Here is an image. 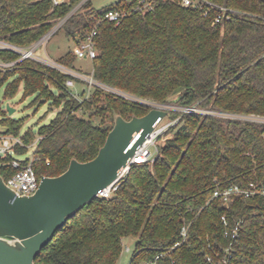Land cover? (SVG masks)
I'll return each instance as SVG.
<instances>
[{"label":"trees","instance_id":"obj_1","mask_svg":"<svg viewBox=\"0 0 264 264\" xmlns=\"http://www.w3.org/2000/svg\"><path fill=\"white\" fill-rule=\"evenodd\" d=\"M82 1L0 0V38L20 46L37 42L61 20L59 28L76 44L96 30L97 55L88 74L123 92L94 85L88 95L85 88L76 95L67 79L86 80L34 57L0 69L6 97L21 89L24 98L36 93V100H50L58 109L36 134L33 128L22 132L26 118L13 117L0 102L5 134L24 142L0 154L5 179L20 168L12 163L14 153L25 152L35 139L32 163L39 178L58 175L72 158L87 161L97 155L116 112L128 119L142 116L152 108L147 101L166 103L176 92L182 106L264 115V0H211L228 8L215 24L218 6L205 16L199 8L172 0H156L146 12L132 10L136 0L102 8ZM119 7L130 9L120 23L101 19ZM19 57L0 49L2 60ZM77 58L67 51L57 61L74 69ZM169 113L178 122L166 131L173 132L171 138H158L156 159L132 163L110 196H97L67 220L36 264H117L127 236L137 237L130 264H145L180 240L185 224L190 225L188 240L159 264H210L204 253L208 243L227 240L221 220L225 212L231 220L244 218L231 264H264V197H240L230 208L213 198L217 187L264 182V121Z\"/></svg>","mask_w":264,"mask_h":264},{"label":"water","instance_id":"obj_2","mask_svg":"<svg viewBox=\"0 0 264 264\" xmlns=\"http://www.w3.org/2000/svg\"><path fill=\"white\" fill-rule=\"evenodd\" d=\"M178 94L166 101H178ZM6 108L9 114L15 110L10 103ZM165 116H170L169 111L158 105L129 119L116 112L114 125L94 158H72L64 172L43 175L32 194L17 195L0 173V264H36L38 255L67 220L120 177ZM6 129L0 124V134Z\"/></svg>","mask_w":264,"mask_h":264},{"label":"built area","instance_id":"obj_3","mask_svg":"<svg viewBox=\"0 0 264 264\" xmlns=\"http://www.w3.org/2000/svg\"><path fill=\"white\" fill-rule=\"evenodd\" d=\"M54 4H59L64 0H52ZM176 3H179L184 6H190L193 8H199L203 11L205 16L211 14V8L214 6L220 7L214 15L213 23H219L222 21L228 14V8L226 6L216 5L211 0H172ZM156 5V0H136L135 4L132 6L134 11L146 12L154 9ZM130 12V9L127 8H111L107 10L101 19L114 21L116 24L120 23L121 20L127 16ZM50 32L45 34L37 42L33 43L30 46H20L13 42H10L6 39L0 38V49H8L20 54V57L15 60L5 61L0 59V69L9 68L15 65L19 60L26 57H34L42 61L48 59H41L35 54V48L39 45L41 40H47L50 36ZM97 34L96 30H93L90 36L77 43L72 49L73 53L78 58H90L93 59L97 55L96 41L94 39ZM46 62V61H44ZM53 66L58 67L59 69L66 71L72 75L78 76L89 83L88 93H90L91 87L94 85L103 86L107 89H110L117 93H122L119 89L107 86L104 83L98 81L94 78L93 74H83L77 72L58 61H54ZM75 78L69 77L66 81L68 86L75 85ZM79 95V94H76ZM129 96V95H127ZM131 98L137 99L136 97L129 96ZM166 108L169 111V107L164 106L163 104L158 105ZM175 110L185 111V112H202V113H211L217 114L226 117H239L247 118L252 120L264 121V115L259 114H240L229 111L221 110H211V109H200L197 106H182L180 108H175ZM163 120V119H162ZM161 120V121H162ZM161 121L155 126L151 133L146 137L142 145L136 150L132 161L127 165V167L120 172V177L109 187L104 188L99 195L101 196H110L114 190L120 185L122 178L129 171V168L134 162L142 161H154L157 157L158 147L157 140L158 138L166 131L168 128L178 122L177 119H172L168 123H161ZM264 135V134H263ZM17 144H22V138L20 136H13L8 134H0V154H6L7 152H14V148ZM33 157L30 158L27 164L22 165L21 158L14 157L12 163L16 167H20L13 175L6 179L7 184L16 192L17 195L32 194L34 193L39 185L41 178H39L34 166H33ZM264 197V182L259 181H250L249 183L243 185L239 183L229 184L223 187H217L213 193V198H220L223 205L227 208H230L234 202L240 197ZM221 220L225 226V236L227 237L226 241L215 240L209 242L207 248L204 250L205 258L210 264H231L232 258L236 253L238 246L241 240V231L244 223V218L233 219L229 216L228 212H225L221 215ZM189 227L190 225L185 224L181 229V239L178 240L174 245L169 248L159 250L154 257L145 261V264H159L160 260L163 259L167 254H169L174 248L183 244L188 240L189 237ZM127 249H130L127 246ZM174 261V260H173Z\"/></svg>","mask_w":264,"mask_h":264},{"label":"rangeland","instance_id":"obj_4","mask_svg":"<svg viewBox=\"0 0 264 264\" xmlns=\"http://www.w3.org/2000/svg\"><path fill=\"white\" fill-rule=\"evenodd\" d=\"M84 1V0H83ZM82 1V2H83ZM118 0H91L92 5L95 8H102L105 6H109L111 4L116 3ZM80 2L74 9H77L82 4ZM63 20H61L57 25L54 26L51 31H49L51 34L47 40H41L39 45L35 48V54L39 56L41 59H48L44 60L46 63H49L51 65L54 64V61H57V59L65 54L67 51H72L74 46L76 45V41L67 34L66 30L64 28H59L60 24ZM77 72L88 74L89 72L93 71V61L90 58H77L75 62V68L73 69ZM12 79V77H11ZM72 91L76 94H79L81 96L82 90L88 89L89 83H85L83 81H75L74 86H70ZM114 88V87H113ZM55 92H57V89L53 87ZM117 89V88H115ZM118 90V89H117ZM36 93H33L26 98L23 97V91L20 89L16 95L12 97H6L5 96V87L2 86L0 88V102L2 103L3 107H7V104L10 103L15 110L12 113V116L15 118L25 117L26 121L22 127V132L26 131L28 128H33L36 134H38V129L42 124L50 122L57 114V107L52 106L50 100H36ZM177 98V97H175ZM179 100V97H178ZM145 101V100H144ZM152 107L163 104L164 106L169 107L170 110H175V108H180L181 104L178 103V101H169L166 103H159V102H152L147 101ZM194 106V105H193ZM200 109H210V108H201L198 105H195ZM215 110V109H211ZM179 111V110H177ZM172 119L170 116H165L161 123H168ZM97 121V120H96ZM167 131V130H166ZM166 131L161 135V142H164L167 138H171L173 136L172 133H166ZM5 134V133H3ZM13 135V134H8ZM13 136H19V135H13ZM37 140L35 139L34 142L30 143L28 145V148L25 152L22 153H14V156L25 159L27 157H33L34 150L36 148ZM24 145V142L22 140V144ZM136 242L137 237L135 236H127L123 240V249L121 252V255L117 261V264H130L131 259L134 254V250L136 248ZM127 246L130 247V249H127Z\"/></svg>","mask_w":264,"mask_h":264}]
</instances>
